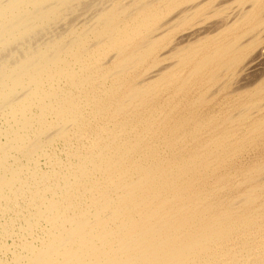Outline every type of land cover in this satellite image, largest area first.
<instances>
[{
	"label": "bare ground",
	"instance_id": "1",
	"mask_svg": "<svg viewBox=\"0 0 264 264\" xmlns=\"http://www.w3.org/2000/svg\"><path fill=\"white\" fill-rule=\"evenodd\" d=\"M0 264H264V0H0Z\"/></svg>",
	"mask_w": 264,
	"mask_h": 264
},
{
	"label": "rangeland",
	"instance_id": "2",
	"mask_svg": "<svg viewBox=\"0 0 264 264\" xmlns=\"http://www.w3.org/2000/svg\"><path fill=\"white\" fill-rule=\"evenodd\" d=\"M253 156H254V153H251V157H252V158H253ZM6 240H7V241L4 240V242H6L7 244H10V245L12 244V241H13L12 239H9V238H8V239H6Z\"/></svg>",
	"mask_w": 264,
	"mask_h": 264
}]
</instances>
